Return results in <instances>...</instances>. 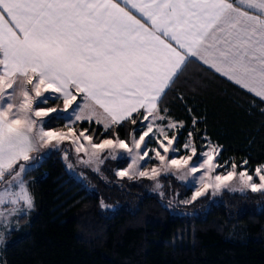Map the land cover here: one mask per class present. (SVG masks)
Returning a JSON list of instances; mask_svg holds the SVG:
<instances>
[{"label":"snow or ice","instance_id":"1","mask_svg":"<svg viewBox=\"0 0 264 264\" xmlns=\"http://www.w3.org/2000/svg\"><path fill=\"white\" fill-rule=\"evenodd\" d=\"M191 60L264 101V0H0V206L30 210L31 154L65 143L83 164L127 159L121 180L159 189L161 176L191 177L182 203L264 194V164L220 162L221 147L198 148L193 131L180 143L184 122L161 109Z\"/></svg>","mask_w":264,"mask_h":264},{"label":"trees","instance_id":"2","mask_svg":"<svg viewBox=\"0 0 264 264\" xmlns=\"http://www.w3.org/2000/svg\"><path fill=\"white\" fill-rule=\"evenodd\" d=\"M160 107L184 122L180 143L193 131L198 148L208 140L221 147L220 162L247 159L250 170L264 163V101L194 60ZM31 163L25 176L35 210L26 229L6 235L5 264H264V194L204 196L186 205L196 214L181 215L142 180H121L106 168L90 171L95 188L88 190L68 173L60 150ZM162 182L180 197L192 194L172 175ZM119 201L125 205L101 208Z\"/></svg>","mask_w":264,"mask_h":264},{"label":"rangeland","instance_id":"3","mask_svg":"<svg viewBox=\"0 0 264 264\" xmlns=\"http://www.w3.org/2000/svg\"><path fill=\"white\" fill-rule=\"evenodd\" d=\"M168 114V113H167ZM171 119H173L170 116ZM174 120V119H173ZM66 121H63V124ZM62 125L59 126H51L54 128H61L63 127ZM81 125V124H80ZM78 125L79 127H82ZM95 126H99V125H90L88 124L86 127L90 128H94ZM127 131V135L128 132L131 130V126H127L126 128ZM126 135V137H127ZM125 137V138H126ZM187 138V137H186ZM185 138V139H186ZM210 141V140H208ZM98 142V141H97ZM207 143V141L202 145V147ZM151 146H154L151 145ZM53 150H60L62 158L64 160L66 169L68 171V173L73 176L76 180H78L79 182H81L88 190L93 191L94 190V181H93V177H91L90 175V171H94V172H98L100 173L101 170H103L104 168L111 170L113 173H115L116 170L118 169H122L127 167V163L128 160L125 159L124 160V165L122 167H117V162L121 161L119 158L117 160H111V159H106L104 160V162L102 164L96 165V164H92V165H88V164H83L80 162V158L77 157V154L74 152V150L71 148V146L67 143H65L64 145L61 146L60 149H45L42 150L39 153L33 152L31 155L35 156L36 158H40L42 155L44 154H48L49 152L53 151ZM68 153V159L65 160L64 159V152ZM82 155V154H81ZM83 159H87V157H82ZM71 164L72 167L69 168L68 165ZM264 164V163H262ZM260 165V164H259ZM99 167V171H95L94 169L96 167ZM258 166V165H256ZM255 166V167H256ZM254 167V168H255ZM172 174H168L165 176H161V178L159 179V183L161 184V187L159 189H157L155 187L156 182L155 181H150V180H146V179H141L143 182H145L146 187H148V191L150 192H157L161 195V193H163V195H161L162 197L166 198V205L172 210V212L177 213V214H181V215H194L196 214L198 211H193L190 208H188L186 205V203H182V201H186V200H190L192 194L189 197H180V190L178 188H173V187H165L163 186V182H162V178L163 177H167V176H171ZM199 175V174H197ZM175 177V180H178L179 182L184 183L186 186H190L192 188V192L194 191L196 185L193 184L192 182V178L189 177L187 180H180L177 178V176L172 175ZM26 185L28 186L29 189V184H28V180L26 178V176L24 177ZM224 191H229V192H241V191H232V190H228V189H224L220 192H218L215 195H212L211 192H209L206 196H208L210 199H217L220 197V195L224 192ZM29 192L32 196V193L29 189ZM33 198V196H32ZM127 198V197H126ZM103 205L101 208L102 210H115L117 208H120L121 206L125 205V203H121V201H119L118 203L115 204H111L109 206L108 203L103 202ZM11 205H3L0 206V210H5V215L7 216V219L5 220V218L3 216H0V236H2V239H0V264H5V260H4V248L6 246V235L8 233L11 232H17V231H21L23 229H26L27 226L29 225V223L31 222V218H29L31 216V214L34 212L35 207H34V198H33V207L29 210V209H25L23 212L17 214V215H8L6 212V209L10 208Z\"/></svg>","mask_w":264,"mask_h":264},{"label":"crops","instance_id":"4","mask_svg":"<svg viewBox=\"0 0 264 264\" xmlns=\"http://www.w3.org/2000/svg\"><path fill=\"white\" fill-rule=\"evenodd\" d=\"M198 63V62H197ZM226 79V78H225Z\"/></svg>","mask_w":264,"mask_h":264}]
</instances>
